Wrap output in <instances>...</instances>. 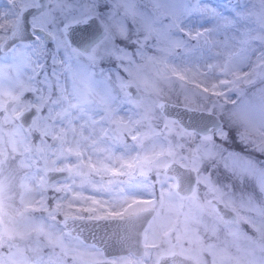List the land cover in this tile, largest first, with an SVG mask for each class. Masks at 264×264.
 Instances as JSON below:
<instances>
[{
  "label": "snow or ice",
  "instance_id": "obj_1",
  "mask_svg": "<svg viewBox=\"0 0 264 264\" xmlns=\"http://www.w3.org/2000/svg\"><path fill=\"white\" fill-rule=\"evenodd\" d=\"M17 15L19 20L0 26V60H10L0 63V170L8 168L11 173V178L0 179V249H9L7 255L0 252V264H27L24 250L15 241L33 238L36 264H138L127 256L106 259L102 249L88 245L79 233L74 235V229H68L70 222L85 221L98 225L126 221L131 226L153 211L154 201L134 199L123 210H114L93 200L72 210L60 197L41 195L36 200L29 171L41 166L37 187L47 191L50 169L43 165L54 142H63L68 131H76L75 122L87 117L96 123V112L111 114L125 102L140 103L142 97H134L131 90L154 87L150 70L166 67L170 58L180 53L194 55L202 45L218 47L214 53L218 59L207 62L204 71L199 65L171 71L179 79L199 81L198 90L186 91L198 96L200 102L186 110L212 118L213 123L199 132L180 125L179 134L196 141L191 147L198 180L218 192L210 173L200 176L205 162L218 163L241 183L254 180L264 197V168L222 150V142L230 138L232 129L215 122L218 114L226 117L235 127L237 139L264 155V0L257 15L260 29L255 34L241 28L249 23L251 9L241 11L233 6L225 12L210 0H24ZM213 34H223L225 39H214ZM93 36L90 45L78 46L82 39ZM159 109L167 125L179 123L168 117L163 102ZM144 164L151 161L146 158L141 164V174L147 176ZM12 181L19 188L20 206L10 214L5 194ZM51 191L59 193L61 189L53 187ZM208 204L211 211H219L211 201ZM173 207L171 199H161V209L170 211ZM239 208L254 216H221L228 235L237 240L242 234L247 237L240 227L243 221L264 239V207L252 196L242 199ZM36 212L41 216H35ZM4 217H8L7 222ZM195 223H199L198 217L185 214L183 236H178V241L187 238L192 243L195 238L199 242L191 227ZM173 227L167 212L156 211L144 229V239H150V230L159 229L167 235ZM211 230L215 232L216 227ZM253 243L264 253V244ZM209 251L213 264H230L233 259L240 264L227 248L210 245ZM163 255L157 257V264ZM190 258L193 264H201L198 250ZM248 264H257L256 258Z\"/></svg>",
  "mask_w": 264,
  "mask_h": 264
},
{
  "label": "rangeland",
  "instance_id": "obj_2",
  "mask_svg": "<svg viewBox=\"0 0 264 264\" xmlns=\"http://www.w3.org/2000/svg\"><path fill=\"white\" fill-rule=\"evenodd\" d=\"M23 2L24 0H0V26L7 27L8 21L19 19L17 12ZM1 3L4 5L2 6ZM210 3L225 12L233 6L241 11L251 9L252 15L249 23L242 25L241 28L253 34L258 33L260 24L257 15L261 11L262 0H210ZM11 4L15 9L14 12L13 10L10 12ZM235 35L239 36L240 32L237 31ZM229 36H232L231 32ZM213 38L223 41L225 36L213 34ZM217 51H219L218 47L210 48L202 45L194 55L186 56L180 53L173 56L166 67L161 65L150 70L155 82L154 87L140 90L142 97L140 103L125 102L120 106L118 112L111 114L96 112L93 117L97 121L96 123L87 120V117H81V121L75 122L76 131H68L63 142L58 140L53 145L52 154L49 155L47 163L43 165L50 170L60 168L68 170L70 173L68 178L53 184H49L47 181L48 190L45 191L43 188L37 187L41 183L39 179L41 166L33 167L29 171V176L32 177L31 183L35 188L34 198L39 200L41 195L60 197L64 203L71 204L72 210L84 208L93 200L111 206L114 210H123L134 199H151L154 201V208L161 213L167 212L172 217L174 227L166 235L172 240H178V236H183L185 214L198 217L199 223L192 224L191 227L194 237L200 238L199 242H196L195 238L192 243H189L187 238L181 239L180 249H187L189 252V247H192L191 253L198 250L201 264H213V256L210 255V258H207L206 255L210 245H214L216 248H227L232 257L239 259L240 264H248V261L253 258H256L257 264H261L264 253L256 248L253 241L264 244V239L249 229L243 221L240 222L242 233H247V237L252 238L251 241L243 234L240 239H233L220 223L222 214L211 211L208 204L211 201L215 205L213 200L218 199L227 207L235 209L234 211L239 212L241 216H254V213L239 208L242 199L246 201L252 196L264 207V197L257 191L254 180L245 179L241 183L237 176L230 174L222 165L205 162L203 168L200 169V176L210 173L211 180L219 188V191L212 190L203 180L197 178L194 192L189 196H183L176 189V177L165 171L173 161L185 167H191L196 173L198 167L194 162V153L191 147L196 141L191 136L179 134L180 123L167 125V121L163 119L164 113L159 109V103L170 101L195 108L200 99L186 90L197 89L199 81L187 78L179 79L171 69L184 68L186 65L195 69L199 65V69L204 71L207 62L218 59L214 55ZM8 62H10L8 59L0 60V63ZM218 116L226 127L232 129L230 138L226 142H222V150L251 159L264 168V155L252 150V145H246L239 141L235 135V127L228 123L226 117L219 114ZM81 123H84L83 128L80 126ZM146 158L151 161V164H144V171L147 172V176H144L141 174V164ZM4 177L11 178L8 168L0 170V179ZM53 187H58L61 191L53 192L51 191ZM5 198L9 205L8 211L11 214L14 208L20 206L19 188L15 181L9 183ZM161 199H171L174 207L170 211L161 209ZM233 200L235 204L232 203ZM34 215L39 217L41 213L36 212ZM84 215L87 216V213ZM3 219L5 222L8 221V217ZM206 225L207 227H205ZM213 226L216 227L215 232L211 230ZM156 231L158 229L154 232ZM152 233L150 230V234ZM35 243V238L31 241L21 239L15 241V245L24 250L27 264H36V256L31 250L35 247ZM8 250L6 246L0 249V252L7 255ZM12 250L15 251V248ZM249 251L252 252V255L248 254ZM44 255L46 259V250ZM120 256L130 257L140 264V258L129 254ZM120 256L107 258L104 255V258L112 259ZM230 264H236V259H233Z\"/></svg>",
  "mask_w": 264,
  "mask_h": 264
},
{
  "label": "water",
  "instance_id": "obj_3",
  "mask_svg": "<svg viewBox=\"0 0 264 264\" xmlns=\"http://www.w3.org/2000/svg\"><path fill=\"white\" fill-rule=\"evenodd\" d=\"M94 39V36L85 37L78 46L87 47ZM131 91L133 92L134 97H141L140 91L138 92L135 89H132ZM163 103L166 106L168 117L177 119L179 123L185 128L195 129L197 132H199L204 129L205 125L213 123L212 118L201 116L195 111L186 110L189 107L170 101H164ZM215 122L220 123L223 121L217 115ZM56 143L57 141L54 142V144ZM165 171L166 173L176 177V189L181 195L189 196L194 192L197 183L194 182L197 181V173L194 169L191 167H185L178 162L173 161L168 165ZM69 174L70 173L68 170H63L61 172L52 169L48 171L47 181L49 184H53L56 181L65 180L68 178ZM217 203L219 212L225 219L233 218L235 212L232 209L221 202ZM153 214L154 210L145 213L141 221L131 226H128L126 221L101 222L99 225L95 222L90 223L87 221L75 222V224L70 222L68 231H72L74 229V235L79 233L86 243L95 244L100 247L104 251V255L107 258L130 253L140 256V247L143 246V231ZM173 261L178 264H193V262L191 263L192 260L186 258H178L174 259ZM169 262L172 261H170L169 258L164 257L161 259L160 264H167Z\"/></svg>",
  "mask_w": 264,
  "mask_h": 264
},
{
  "label": "flooded vegetation",
  "instance_id": "obj_4",
  "mask_svg": "<svg viewBox=\"0 0 264 264\" xmlns=\"http://www.w3.org/2000/svg\"><path fill=\"white\" fill-rule=\"evenodd\" d=\"M1 5L3 6L4 3H1ZM12 6H13V4L10 5V7H11L10 12H12L11 10H13V12L15 11V9L12 8ZM216 201L217 202H220V201L218 199L213 200V203L215 204L214 206L216 208H218V203ZM153 210H154V213L156 211H158V209H156V208H154ZM215 213H219L221 215V213L219 211L215 212ZM236 214L239 215V212H237ZM147 226H148V224H147ZM147 226H146V228H147ZM206 241L211 242V240H209V239H206ZM142 242H143V246L140 247V256H137L133 253L129 254L135 258L136 257L138 259L140 258V264H157V257L161 256L162 253L164 254L163 258L167 257L170 259V261H172V262H169L167 264H178V263L174 262L173 260L178 259V258H186V259L191 260L190 256L192 254H194V253L188 252L187 249L181 250L180 249V246H181L180 241L175 240V239L172 240L171 238L167 237L164 233H162L159 229H158V231L150 234V239L148 241H145L144 231H143V241ZM146 244H148L149 246L146 247L145 246ZM202 245L204 246L205 244H202ZM189 249H192V247H189ZM206 255H207V258H210L211 254H210L209 248H207ZM160 261H159V264H160ZM192 262L193 261H191V263Z\"/></svg>",
  "mask_w": 264,
  "mask_h": 264
}]
</instances>
